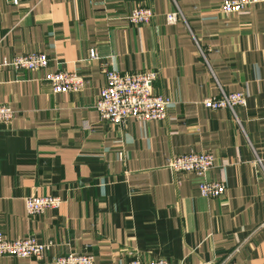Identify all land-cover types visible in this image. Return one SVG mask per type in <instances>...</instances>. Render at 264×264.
Returning a JSON list of instances; mask_svg holds the SVG:
<instances>
[{
    "label": "crops",
    "instance_id": "1",
    "mask_svg": "<svg viewBox=\"0 0 264 264\" xmlns=\"http://www.w3.org/2000/svg\"><path fill=\"white\" fill-rule=\"evenodd\" d=\"M221 2L0 0V62L49 58L45 69L0 68V104L14 111L0 122V231L51 244L0 264H54L69 253L93 264H264V1L229 15ZM145 7L148 23L127 22ZM107 69L155 71L153 92L171 102L166 117L101 120ZM54 71L79 74L83 89L53 93L45 75ZM220 90L244 92L245 106L235 115L204 107ZM190 152L214 157L205 179L224 185L219 197L200 196L202 178L167 166ZM33 195L62 202L29 216Z\"/></svg>",
    "mask_w": 264,
    "mask_h": 264
},
{
    "label": "built area",
    "instance_id": "2",
    "mask_svg": "<svg viewBox=\"0 0 264 264\" xmlns=\"http://www.w3.org/2000/svg\"><path fill=\"white\" fill-rule=\"evenodd\" d=\"M17 5L21 0H6ZM39 1V0H35ZM264 0H222L220 10L224 14H235L250 5L262 3ZM153 16L149 8L133 9L127 16L129 24H146ZM180 16L179 12L171 11L165 15L167 23L175 22ZM89 57L96 58L94 49L89 50ZM49 58L45 53L30 52L13 58H4L0 62L1 69L12 70H38L45 69ZM157 74L153 70L120 73L115 69L105 70L106 83L99 92L95 103L101 120L113 124L123 125L128 118L138 121L162 120L167 115L170 101L153 92V81ZM45 79L50 83L53 93L79 92L84 87V79L75 72L54 71L48 72ZM203 106L216 110L228 108L235 115L236 106H245L244 92H225L220 90L219 95L209 96L202 102ZM14 116V111L7 104H0V122H9ZM167 166L175 172H192L202 178L197 183L200 196L206 198L219 197L224 192L221 182L205 179L206 173L214 166V157L208 152H190L172 157ZM62 200L58 196H29L25 200L26 213L36 216L46 209L57 208ZM50 243L41 242L35 236L7 239L0 231V260L4 256L18 258L40 257L50 247ZM54 264H93V256L87 253H69L56 256ZM128 264H174L165 259L158 258L143 261L139 258L132 259ZM180 264V263H179ZM202 264H221L212 260Z\"/></svg>",
    "mask_w": 264,
    "mask_h": 264
}]
</instances>
